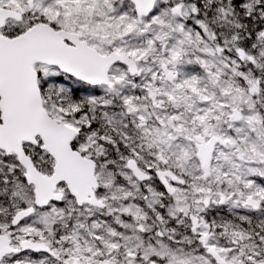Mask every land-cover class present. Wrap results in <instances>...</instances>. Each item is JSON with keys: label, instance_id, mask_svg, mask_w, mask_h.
I'll return each mask as SVG.
<instances>
[{"label": "snow or ice", "instance_id": "obj_1", "mask_svg": "<svg viewBox=\"0 0 264 264\" xmlns=\"http://www.w3.org/2000/svg\"><path fill=\"white\" fill-rule=\"evenodd\" d=\"M0 264H264V0H0Z\"/></svg>", "mask_w": 264, "mask_h": 264}]
</instances>
